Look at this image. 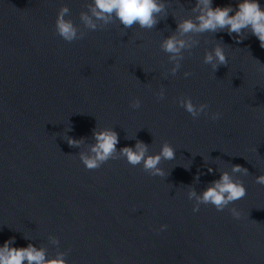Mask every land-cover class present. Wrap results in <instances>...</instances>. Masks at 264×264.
<instances>
[{"label": "water", "instance_id": "1", "mask_svg": "<svg viewBox=\"0 0 264 264\" xmlns=\"http://www.w3.org/2000/svg\"><path fill=\"white\" fill-rule=\"evenodd\" d=\"M89 2L0 0V243L65 252L67 264H264V186L254 182L264 173V49L250 33L239 43L224 31L189 34L195 43L172 76L159 44L195 15V0H165L151 30L115 22L88 30L79 15ZM61 3L84 33L70 43L53 28ZM215 43L227 63L213 73L202 60ZM178 96L221 115L193 118ZM97 127L117 133V150L139 140L157 152L167 141L175 151L160 162L165 177L123 158L85 169L77 154ZM65 135L83 143L71 147ZM232 165L247 169L236 174L246 195L228 206L241 218L203 204L194 213L188 188L199 193Z\"/></svg>", "mask_w": 264, "mask_h": 264}, {"label": "clouds", "instance_id": "2", "mask_svg": "<svg viewBox=\"0 0 264 264\" xmlns=\"http://www.w3.org/2000/svg\"><path fill=\"white\" fill-rule=\"evenodd\" d=\"M165 8V0H90L87 5L88 11L80 13L79 20L84 28L92 31L113 22L124 29L135 24L136 28L151 30ZM192 11L195 15L179 19L175 33L165 37L159 44L160 50L168 54L171 63V67L167 69L169 75L175 76L181 67L182 52L195 43L189 34L224 31L230 37L235 33L234 39L239 43L245 33H250L259 42V47L264 49V5L260 0H236L234 7L232 4L213 6V0H195ZM68 12V6L61 3L53 21V28L56 35L70 43L80 39L84 33L77 30L76 25L68 18ZM202 62L214 73L218 66L227 63L224 47L220 43L213 44L210 50H205ZM257 64L259 71L264 72V64L258 61ZM182 75L188 77L190 73L185 71ZM154 95L158 99H163L165 92L163 88H158ZM176 104L193 118L203 113L215 121L221 115L217 111L209 112L207 103L194 104L188 96H178ZM129 107L139 108L140 100L133 97ZM66 131H71V128H67ZM63 138L71 147L79 148L83 143V138L73 139L67 135ZM92 140L93 143L88 146L87 151L77 154L81 164L88 170L97 169L110 159L123 158L128 165L133 167L139 165L149 176L165 177L164 170L159 166L160 162L174 159L175 150L167 141L160 144L157 152L150 153L149 145L139 140L132 146H124L117 150V133L110 127L94 128ZM207 171L211 173L213 169L209 167ZM238 173L247 174V169L240 165H232L228 171H220L218 178L210 181L199 193L189 187L186 197L193 201L192 211L197 212L201 204L211 205L216 211H222L227 207L231 217L239 220L240 210L228 207L246 195V188L236 175ZM254 182L264 186V173L257 175ZM166 227L167 225L161 224L157 231H163ZM49 239L51 243L58 244L55 236H50ZM14 243V237L0 243V264H67L65 252L47 256L43 248H38L32 243H27L23 247L11 246Z\"/></svg>", "mask_w": 264, "mask_h": 264}]
</instances>
